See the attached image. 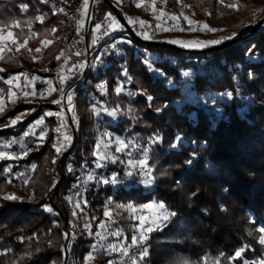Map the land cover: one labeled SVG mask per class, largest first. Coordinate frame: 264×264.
I'll use <instances>...</instances> for the list:
<instances>
[{"label": "trees", "instance_id": "trees-1", "mask_svg": "<svg viewBox=\"0 0 264 264\" xmlns=\"http://www.w3.org/2000/svg\"><path fill=\"white\" fill-rule=\"evenodd\" d=\"M110 1L125 17L130 6ZM220 2L206 0L203 8L208 7L213 15L209 23L219 13L231 14ZM109 14L122 25L111 6L97 0L92 8L89 42L96 24L105 27L114 21L107 19ZM259 20L250 23L241 36L220 44L224 47L208 51L187 54L176 46L145 44L136 35L133 40L117 38L112 40V46L103 48L105 67L89 72L80 86L78 111L87 118L92 114L94 98L98 99L97 105L107 101V107L119 108L120 114L99 118L105 127L126 136L134 137L139 132L143 137L160 136L162 141L153 144L154 154L149 161L153 183L146 185L139 177L127 183L131 177L118 163L97 168V179L86 181L82 189L86 203L83 210L77 202L79 178L86 169L80 166L86 162L89 168L95 167L91 147L84 153L78 148L66 151L64 156L62 149L57 154L56 129L65 131L68 121L65 112L47 96L28 102L25 95H19L4 102L0 149L11 143L15 151L24 153L13 159L0 158V264H77L76 257L83 259L98 243L97 223L116 201L162 202L177 214L150 233L146 241L149 256L141 264H164L178 254L197 264H229V258L245 246L248 248L235 264H242V260L264 261V245L258 242L262 234L259 228L264 227V28L247 36ZM0 29L13 30L24 45L17 53L9 49L0 56V95L5 97L11 75L34 67L39 76L44 75L37 66L38 58L30 55L28 47L47 41L40 62L44 66L56 61L62 53L66 27L49 0H0ZM247 40L249 44H241ZM149 53L153 54L151 58ZM146 60L160 72H150ZM67 70L68 76L62 81L65 88L76 80ZM184 72L190 75L184 76ZM128 77L131 82L127 84ZM103 81L107 84L104 93L99 86ZM119 81L126 87L123 95L114 92ZM139 83L147 92L139 89L137 97H129V88L136 89ZM223 93L233 96L222 99L219 94ZM148 96L153 99L148 101ZM128 104L136 106L141 115L132 129L131 119L121 117ZM48 110L65 116L45 117L42 140L33 134L25 135L29 123ZM23 112L25 119L11 125L10 121ZM177 136L181 141L171 147ZM21 139L28 148L20 147ZM70 154L73 158L69 164L65 155ZM58 155L62 173H53L50 168ZM190 158L193 162L185 163ZM114 173L118 174L117 183L100 182L99 177L110 178ZM12 194L20 199L6 198ZM111 218L114 227H119L130 241L137 223L131 214L115 211ZM135 251L140 250L130 248L129 257L133 258ZM116 257L123 256L103 250L96 264H118ZM124 259L122 264H131L128 257Z\"/></svg>", "mask_w": 264, "mask_h": 264}, {"label": "rangeland", "instance_id": "rangeland-1", "mask_svg": "<svg viewBox=\"0 0 264 264\" xmlns=\"http://www.w3.org/2000/svg\"><path fill=\"white\" fill-rule=\"evenodd\" d=\"M83 1V0H82ZM90 1V0H88ZM119 1L121 4L125 3L126 5L130 6V10H128V12L126 13V16L124 17L126 18H131L133 20V22H139V21H143L144 24H148V26L153 25L156 26L155 20H161L162 17L167 20H169V22H171L169 25H161L160 30L158 33V35L155 37V35L150 34L149 36L151 37L150 39H146L143 35H137V37L140 39V41L142 40V42L144 41L145 44L147 43H151V42H158L157 44L154 43V45H171V46H176L179 48H183L187 51V54H189L190 52H196V51H208L209 49H212L213 47L215 48H222L224 47V45H209V46H205V47H184L182 46L180 43H172L170 41L173 40H177V41H211V40H216V39H220L222 37H228L231 36L233 33H237L238 35L236 37L241 36V34L247 30L249 24L256 22L259 18H263L264 16V0H222V5L227 9V10H231V14H218V16H216V18L210 20L211 23L208 22V18L211 17V11L208 10V7L203 8L204 5H206V0H131L130 3H126L124 0H117ZM207 2H209V0H207ZM97 3V2H96ZM150 5L152 8H154V12H155V17H146L144 15V5ZM195 4L196 7H192V5ZM140 5V6H137ZM208 6V5H207ZM222 10V8L220 9ZM235 11V12H234ZM240 11V12H238ZM213 16V15H212ZM263 16V17H262ZM172 17H176L177 19H173ZM185 17H187V19H185ZM148 19V20H147ZM127 21V19H126ZM189 21H192V23H189ZM128 22V21H127ZM129 23V22H128ZM112 27L115 28L117 21L114 20L112 23ZM207 24L210 28H214V29H218V31L216 32H208V31H204L203 30V25ZM257 24V23H256ZM255 24V25H256ZM254 25V26H255ZM262 26V27H261ZM264 28V22L259 26V28ZM107 26L102 27L99 30L95 31L94 36L92 37V39L90 40V44L95 45L97 42H99V40H102L105 35L104 32L106 30ZM196 29L195 31H190L189 29ZM254 28V27H253ZM248 33L247 36H251L253 34H255L258 29L252 33V30ZM220 29H223L222 31H220ZM119 31V29H118ZM11 32L12 36L8 37V33ZM0 36H4L6 37V39L3 42H0V48H2V51H0V56L2 54H4L6 51H8L9 49H14L16 50L15 53H17V51L20 49V45L22 44L21 40L14 34V31L11 29H0ZM123 37H119V40L122 39ZM96 40V43H93V40ZM13 40L15 41V43H13ZM124 40V39H122ZM232 40V39H231ZM230 40H227L225 42H228ZM163 43V44H160ZM246 43H250V40H247L241 44H246ZM63 44V41H62ZM108 44V45H107ZM152 44V43H151ZM227 44V43H226ZM225 44V45H226ZM228 45V44H227ZM110 46H112V41L109 42H105V44H103V48L107 49ZM44 48V50H43ZM37 49H39V51H37ZM103 49V51L105 50ZM29 53L30 55H32L34 58H38V62H37V66L39 68V66L41 68L43 73H44V77L43 76H39L38 75V70L34 67V68H29L27 70H25L23 73L20 74H16V75H11L9 79L12 80V83L9 84L10 89L8 91V95L5 97H3V95H0V100L3 101V103L8 100H12L13 98L19 96V95H24V93H26L25 91L22 90V86L29 82L26 73L29 70H32L33 72L36 73V80L37 82H39V86L36 88V90L39 92L38 95H36L35 97H33V95H30V93H28V96H25L27 98L28 102H36L42 95L47 96V100L51 101L53 100L56 95H58L59 89L62 88V90L64 91L66 88L63 87L62 81H65L66 79V75L68 76V70L67 72H65L66 68V60L63 58V49H62V53L59 56V59H57L56 61H52L49 64H46L44 66H42L44 64L41 63L40 61V57L43 56L46 53L47 50V41L41 43V45L37 46H29L28 47ZM151 56H153V54L149 53L148 57L151 58ZM42 58V57H41ZM62 70V71H61ZM60 71V76H59V81L60 84H56L55 81L50 80V78L53 76V74H55V72ZM70 71V70H69ZM50 77V78H49ZM8 79V80H9ZM44 79V80H43ZM35 80V81H36ZM49 81H51V83H49ZM121 81H119L115 86H114V92L115 94L116 91V87L120 84ZM126 83H130L128 82V78L126 80ZM60 85V86H59ZM140 86H136V89H130L129 88V92L128 96L129 97H137L138 92L137 90L139 89H144L146 90V88H144L145 85L139 83ZM100 89L102 90V92H106L107 90V84L106 81H103L102 83H100ZM126 91V87H124V90L120 93V94H124ZM147 92V90H146ZM117 94V95H120ZM148 94V93H147ZM32 96V97H31ZM158 103V102H157ZM156 103V104H157ZM103 105H97L94 104L90 109H92V114L88 115L87 118H85L84 114L81 113L79 111V119H77V117L75 115H73V124L75 126L74 132H73V136H70V133H66L67 129L65 131H59L56 132L57 133H61L64 134L62 139H58L57 136L55 135V144L58 147H61L62 149V153L64 156V153H69V150H77L78 148H80L81 152L84 153L86 152V148L89 146L91 147V156H95L97 159V155H94V152L98 154L99 157H105V156H110V157H115L116 158V162L118 163L120 166H123L124 169L126 171H133V173L135 174V176H131L130 179L127 180V183H134L135 178L139 177L140 181L142 182V177L139 174L138 169L135 168H130L127 161L128 160H132L133 162L139 161L141 159L144 158V153L145 151H147L148 154V167H149V161L151 160L150 157L152 156V154H154L153 151V143H151V137L150 135H148L147 137L142 135V133H136L135 136H126L125 134H121L118 133L114 130H111L108 127H105L103 125L104 121H98L99 118L102 119V117L104 115L106 116H110L108 114V112L105 111V109L111 110V108H108L107 106V101H103L102 103ZM161 106V104H160ZM124 111H121V117H126V118H130L131 119V123L129 124V128L132 129L133 125L136 123L137 121H139V118L141 117L140 112L138 110V108L134 105H124ZM32 109H29L28 111L31 112ZM73 109L71 108V111ZM48 112H52V113H59L60 117L63 119L64 118V114L62 112H57V111H45L44 114H42L40 117H38L36 120H34L33 122L29 123V125L26 128V132H28L29 134H32L33 132L35 133L34 135L36 137H40L41 133H43L44 136V131H45V126H43L45 124V117L47 115ZM17 117H20V119L18 120H24L26 117V113L23 112L20 115H18ZM16 117V118H17ZM41 117H43V123L32 128L31 126L35 124L36 121H38ZM14 118V119H16ZM79 120V121H78ZM114 122H116L115 120H113ZM80 123V124H79ZM68 125V124H67ZM31 129V131H30ZM110 134V135H107ZM70 137V143L65 140V137ZM116 138H119L120 140H123L127 145V149H124L123 151L118 152L116 149L117 147H121L123 148V145H117L116 142ZM147 140V141H146ZM20 147H22L23 149L28 148V143H26L23 139L20 140ZM0 151H2L4 153L3 158L5 159H13L15 156L18 155H22L24 152L22 150V152H18L15 151V149H13L11 147V143L7 144L5 146L4 149H0ZM131 152V155H128V153ZM73 154V152H72ZM72 154L68 155L66 157L65 155V161L69 162L70 158H73ZM58 155L54 160H53V165L50 168L51 172L56 173V171L58 173H62V165H61V161ZM104 162V161H102ZM108 165L110 164H115L112 163L110 160H107ZM68 164V165H69ZM104 165V167H106ZM81 169H86V171L82 172V175L79 178V181L83 179V184L81 183V189L82 187H84V185H86V181H90L87 179V175L89 173H94L95 175H97V168L96 167H92L89 168L88 164L86 162H82ZM88 170V171H87ZM64 171L66 172V174H70L69 171H66V168L64 169ZM93 181V180H91ZM79 202H77V206H79L81 208V210L86 208V203L84 201V198L82 196L81 199H78ZM161 202H156V201H150V202H146V203H134L132 201H128V202H113V209H108L106 210V212H110L111 215L110 216H106L104 215L103 217H101L97 223V225L99 226L101 223H103L104 225H106L105 228L101 229L99 228V233L102 236H106L107 239L105 240H100L99 237L96 235V239H97V250L93 251L91 250L89 253H87L85 255V257L83 259H78L79 256L76 257V263L77 264H96V257L104 250L107 254H117L120 252H112L109 251L107 246L109 244H115L118 241L119 242H124V235L122 233V235L120 237H117L115 235H111L110 233H114L116 231H120L119 227H114L113 224V219L111 218V216L115 213V211H128L131 214V217L133 219V221H136V225H134V230H135V234L137 236H139L140 232L142 229H146L148 227V224L159 214L160 209H157L155 207H151V208H147L144 207V205H148V204H158ZM121 205H123L124 207H120ZM131 205L135 211H131L129 210L128 206ZM50 207H47V209ZM105 212V213H106ZM72 215V213H70ZM72 217V216H71ZM137 217H143L145 219V223L143 225L140 224V220L137 219ZM110 228H112L110 230ZM90 228H87V232ZM121 232V231H120ZM261 235H264V233H262ZM150 236V234H149ZM149 238V237H148ZM260 238V237H259ZM108 241V242H107ZM126 243H131L130 241H126ZM101 245H103V247H101ZM130 252V249H129ZM91 254L92 258L89 259V255ZM121 255V254H120ZM139 252L135 251L132 256H138ZM239 258V257H238ZM118 259V260H117ZM128 259H130L128 257ZM115 262H117L118 264H122L125 259L124 256L123 257H116ZM171 261V262H170ZM250 261V260H247ZM257 262V264H259V261L262 260H254ZM229 264H235V259H229ZM163 264V263H162ZM164 264H197V262H195L192 259H189L187 257L184 256H180L179 254L176 255L175 257H173V259L168 260L167 262H165Z\"/></svg>", "mask_w": 264, "mask_h": 264}, {"label": "snow or ice", "instance_id": "snow-or-ice-1", "mask_svg": "<svg viewBox=\"0 0 264 264\" xmlns=\"http://www.w3.org/2000/svg\"><path fill=\"white\" fill-rule=\"evenodd\" d=\"M222 2V0H221ZM87 3H88V0H84V5L85 7H87ZM137 6H140V5H137ZM26 10V9H25ZM173 19H177L176 17H172ZM107 19L109 21H112L114 20L115 18L111 17V15L109 14ZM128 19V22L131 24V23H134L133 20L131 18H126ZM185 19H187V17H185ZM139 23L141 24V27L144 26V22L143 21H139ZM189 23H192V21H189ZM101 28V24H96L95 25V29L96 30H99ZM122 30L123 29V25H120L118 22L116 24V27L113 28L112 27V24L109 23L105 32H104V35H108L110 34V32L112 31H116V30ZM190 31H195L196 29H189ZM203 30L204 31H208V32H216L218 31V29H214V28H210L207 24L203 25ZM223 29H220V31H222ZM141 35H143L146 39H150L151 37L148 35L147 32H142ZM238 34L237 33H233L231 36H228V37H222L220 39H216V40H211V41H177V40H173V41H170L172 43H180L182 46L184 47H205V46H209V45H217V44H222L224 43L225 41L227 40H231V39H234L236 38ZM12 36V33L9 32L8 33V37H11ZM6 39V37L4 36H0V42H3L4 40ZM130 43V41H128ZM13 43H15V41L13 40ZM26 43V41H25ZM93 43H96V40L94 39L93 40ZM115 46V45H113ZM19 47H24L23 44H21ZM0 51H2V48H0ZM37 51H39V49H37ZM77 55H80V53H77ZM59 59V57H58ZM99 60V58H97ZM145 64L146 66L148 67V70L150 72H157L159 73L160 70L159 69H155L151 63H149L147 60L145 61ZM84 65L83 64H80V65H73V67H76V68H82ZM162 74V73H161ZM124 75L127 77V70L125 69L124 70ZM184 76H189L190 73L188 72H184L183 73ZM128 82H131V78L128 77ZM7 83L11 84L12 83V80L9 79L7 81ZM49 83H51V81H49ZM124 90V83L123 82H120V84L116 87L115 91L117 94H120L122 91ZM25 96H28L29 94L28 93H24ZM32 95H35V93H32ZM221 96V98L223 99L224 97H227V98H232L233 94L232 93H223V94H219ZM64 99V96H63V90H61V100ZM148 101H151L153 98L151 96H148L147 97ZM61 100H57V101H54V103L56 104H60L61 103ZM67 100L70 104L71 100H72V95L71 93L68 94L67 96ZM13 103L15 102L14 100L12 101ZM4 110V104H3V101L0 100V112H3ZM106 112H108V114L112 117H117L119 114H120V109L119 108H113L111 110H108V109H105ZM157 112H160L162 111V109H156ZM48 116H51V115H57L59 116L60 114L59 113H52V112H48L47 113ZM20 119V117H17L16 119H13L10 121V124L11 125H15L18 120ZM43 117H41L38 121L35 122L34 125H32L31 127L34 128L40 124L43 123ZM63 127V125L61 126ZM31 131V129H30ZM57 132L61 131L60 128L56 129ZM33 135L35 134L34 132L32 133ZM25 135H28V132L25 133ZM107 135H110V134H107ZM38 139L42 140L43 139V133H41V136L38 137ZM70 137H65V140H67L69 143H70ZM151 139V143L155 144V143H158V142H161L162 141V137L160 136H155V137H152L150 138ZM181 137L177 136L175 138V141L176 143H173L172 145H170L171 147H176V144L179 143L181 141ZM116 142H117V145H123V148L121 147H117V151L120 152V151H123L124 149H127L128 145L123 141V140H120L119 138H116ZM13 143H15V141H13ZM54 147L56 148V152L57 154L60 153L61 151V147H56L54 145ZM94 155H97V159L94 161V164H95V167L96 168H102L104 167V163L102 161H107V160H110L112 163H115L116 162V158L115 157H110V156H105V157H99L97 153L94 152ZM128 155H131V152L128 153ZM4 156V153L2 151H0V158H3ZM192 156L194 157L195 154H192ZM148 154H147V151H145L144 153V158L139 160V161H136V162H133L132 160H128L127 163L129 165L130 168H135V169H138L139 171V174L140 176L142 177V182L144 184H151L154 182L155 180V177L152 175V172H153V168L151 167H148ZM193 161L192 159H188L187 161H185V163L187 164H191ZM35 167V166H33ZM127 176L131 177L134 175L133 171H128L126 173ZM117 176L118 174L114 173L112 174V176L110 178H104V177H99V180L101 183H117ZM87 179L88 180H95L97 179V176L94 174V173H89L87 175ZM6 198H9V199H20L19 197H16L14 194L12 195H9L8 197ZM120 207H124L123 205H121ZM144 207H147V208H151V207H155L157 209H160L162 211L159 212V214L148 224V227L146 229H142L139 236H137L136 234H133L132 237H131V243H126L127 241V237L125 236L124 237V242H117L115 244H109L107 246L108 250L109 251H112V252H120L121 256H125V257H129V249L130 248H133V247H136L138 248L140 251H139V255L138 257L136 258H130L131 260V264H141L142 261H144L148 256H149V249L146 245V241L149 237V234L155 230H159L161 229L163 226L166 225V223L170 220L171 217H174L176 216L177 214L175 212H170L166 207L165 205L161 202V203H158V204H148V205H144ZM129 210L131 211H135V209L129 205L128 206ZM48 211H51L50 208L47 209ZM106 216H110L111 213L110 212H106L105 213ZM137 219L140 220V224L143 225L145 223V219L143 217H137ZM99 228L103 229L106 227V225H104L103 223H101L99 226ZM85 228H89V225H85ZM259 231L261 233H264V227H261L259 228ZM111 235H115L117 237H120L122 235V232L120 231H116L114 233H110ZM66 237H67V233L64 234ZM96 235L99 237V239L102 241V240H105L107 239L106 236H102L99 232L96 233ZM261 245H264V235H261L260 238H259V241H258ZM101 247H103V245H101ZM248 248V246H245V247H242L240 249H238L234 256L229 258V259H236L238 257L242 258L241 257V254L243 252H245V250ZM93 251H96L97 250V245H93ZM89 259L92 258L91 254L89 255L88 257ZM109 264H113V262H109ZM213 264H217L216 261L213 262ZM242 264H257L256 261H247V260H242ZM259 264H264V261H259Z\"/></svg>", "mask_w": 264, "mask_h": 264}, {"label": "built area", "instance_id": "built-area-1", "mask_svg": "<svg viewBox=\"0 0 264 264\" xmlns=\"http://www.w3.org/2000/svg\"><path fill=\"white\" fill-rule=\"evenodd\" d=\"M49 1L52 3L56 12L61 16L64 21L66 29L63 33V58L66 60L67 68L73 73V76H75L76 78V80L63 91L64 99L61 100L62 88H60L58 95H56V97L51 100V103L55 104L58 109L65 112L68 121L67 131L65 132V134L68 132L70 133V136H73L75 126L73 124L72 116L75 115L77 119H79V111L77 109L78 90L80 86L83 85V83L85 82L89 72H98L105 67V61L101 55V51L103 50V44H105V42L116 40L119 37L133 40L135 35L139 36L142 32H147L148 35L153 34L156 37L158 35L157 32H159L161 25H169L171 22L165 19V17H162L161 20H155L154 24H156V26H148V24H144V26L141 27V24L139 22H134L131 24L129 23L130 29H128L122 24V30L110 32V34L105 35L102 40H99V42L91 46L88 40V32L90 25L89 27L87 26V21L90 20L91 22L92 19V14L88 18V11L90 6L89 1L87 3V7H85L84 2L82 0ZM124 1L126 3H130L131 0ZM144 11V15L148 18L151 16L155 17L156 15L154 12V8H152L150 5H144ZM77 53H80V55H77ZM97 58H99V60ZM80 64H83L84 66L82 68L73 67V65ZM26 76L29 82L25 83L22 86V90L26 93H30V95H32V93H35V95H33V97H35L39 94V92L36 90L37 84L39 83L36 80L37 75L32 70H29L26 73ZM59 76L60 71H57L55 72V74H53L51 78H49L50 80L55 81L56 84H60L61 81H59ZM69 93H71L72 95V100L70 104L67 100V96ZM57 100H61V103H54V101ZM97 101V98L93 99L94 104L97 103ZM71 108L73 109L72 111ZM63 135L64 134L57 133L56 136L60 140L63 138ZM103 163L105 166L108 165L107 161H104ZM79 183L83 184V179L80 180ZM82 189L78 194V199H81L83 196ZM136 257L138 256H134L133 258Z\"/></svg>", "mask_w": 264, "mask_h": 264}, {"label": "water", "instance_id": "water-1", "mask_svg": "<svg viewBox=\"0 0 264 264\" xmlns=\"http://www.w3.org/2000/svg\"><path fill=\"white\" fill-rule=\"evenodd\" d=\"M97 0H90L89 1V11H88V18L91 16L92 14V8H93V5L96 3ZM105 2H107L111 7L112 9L114 10L115 14L117 15V17L119 18V20L121 21V23L126 26L128 29H130V25L129 23L126 21V19L123 17V15L120 13V11L115 7V5L110 1V0H104ZM264 22V17L261 18L257 24L254 26L253 30H252V33L255 32L259 26ZM90 25V20L87 21V26L89 27ZM151 43H155L157 44L158 42H151ZM159 44V43H158ZM160 44H163V43H160ZM167 45V44H166ZM227 45V44H226Z\"/></svg>", "mask_w": 264, "mask_h": 264}, {"label": "crops", "instance_id": "crops-1", "mask_svg": "<svg viewBox=\"0 0 264 264\" xmlns=\"http://www.w3.org/2000/svg\"><path fill=\"white\" fill-rule=\"evenodd\" d=\"M83 2H84V0H83Z\"/></svg>", "mask_w": 264, "mask_h": 264}]
</instances>
